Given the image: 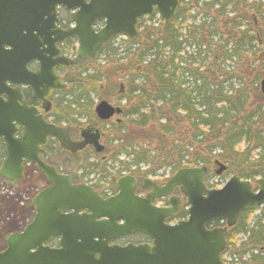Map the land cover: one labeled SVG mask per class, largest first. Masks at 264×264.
<instances>
[{
  "label": "trees",
  "instance_id": "obj_1",
  "mask_svg": "<svg viewBox=\"0 0 264 264\" xmlns=\"http://www.w3.org/2000/svg\"><path fill=\"white\" fill-rule=\"evenodd\" d=\"M155 16L142 19L138 38L108 42L102 60L79 57L75 41L65 42L76 57L66 77L65 121L93 116L97 100L120 101L121 120L104 126L114 145L108 160L120 165L114 178L187 165H207L211 173L216 162L227 166L223 175L264 176V0H181L169 22L151 23ZM99 159L82 157L79 180L111 176ZM258 208L244 210L229 229L230 264H264ZM240 234L245 239L236 243Z\"/></svg>",
  "mask_w": 264,
  "mask_h": 264
},
{
  "label": "water",
  "instance_id": "obj_2",
  "mask_svg": "<svg viewBox=\"0 0 264 264\" xmlns=\"http://www.w3.org/2000/svg\"><path fill=\"white\" fill-rule=\"evenodd\" d=\"M180 1L0 0V92L3 89L8 94L7 79L16 82L14 75H24L26 79L20 83L30 84L36 98L45 101L44 96L50 92L48 89L41 92L40 86L61 90L67 86L59 81L55 66L70 68L75 63L60 54L58 42L77 38L78 54L96 57L105 43L117 35L137 37L140 20L146 15L157 12L169 22L176 15ZM58 6L73 10L70 21L75 22L74 27L56 30ZM48 20L51 27L43 29ZM98 21H104L105 25L96 31ZM37 60L40 69L29 71L27 64ZM260 90L264 94V77ZM3 106L0 99V107ZM119 111L106 100L95 107L103 120ZM28 117L19 142L26 145L27 141H34V156L24 154L37 164L51 186L34 198L35 219L23 232L8 237L6 248L0 251V264H227L221 255L226 248L228 228L237 223L242 211L264 204V176L257 179V188L249 179L237 175L230 177L221 188H209L204 183L207 166L180 168L164 185L145 178L143 186L152 189L145 198L135 195L136 178L123 176L117 181L119 193L105 199L86 183L74 184L71 174L59 173L39 155L41 145L49 136H55L72 153L88 145L101 152L104 145L100 142V131L85 128L82 139L73 140L68 128L46 123L36 110L35 113L29 110ZM8 153L1 174L19 180L22 168L12 174L7 167L10 169L15 159L21 165L23 153L14 152L10 144ZM218 166L217 174L227 168L222 163ZM176 186H180L187 198L188 217L170 224L167 220L179 211L180 198L171 196L165 208L154 206L153 201L169 196ZM64 208L72 211L63 213ZM216 220L225 221V226L209 227ZM137 230L145 233L151 242L125 246L112 243L119 236ZM57 235L61 236V248L44 245Z\"/></svg>",
  "mask_w": 264,
  "mask_h": 264
},
{
  "label": "flooded vegetation",
  "instance_id": "obj_3",
  "mask_svg": "<svg viewBox=\"0 0 264 264\" xmlns=\"http://www.w3.org/2000/svg\"><path fill=\"white\" fill-rule=\"evenodd\" d=\"M72 14V10H68L62 6L57 7L56 13V30H64L69 27H73L75 23H71L70 15ZM44 19H48L47 16H43ZM142 19L140 20L141 24ZM104 25V22H97L95 24V28L98 31ZM51 23L50 21H46L43 25V29L50 28ZM140 35V30H138V36ZM137 36V38H138ZM54 37V36H53ZM40 40L42 39L39 38ZM117 39V37L113 38ZM112 39V40H113ZM132 40V39H131ZM68 40H62L58 42L57 49L60 51V54H65L66 48L64 47L65 42ZM72 41H76L73 40ZM59 54V55H60ZM76 61V58L74 59ZM27 69L31 72H36L40 69V61H32L27 64ZM69 68H66L60 64L55 66V72L59 78L61 83H67L66 77L69 73ZM28 78V77H27ZM24 75H14L13 82L10 79L6 80V87L5 90L8 94L3 93V89H1L0 99L3 101V107H0V251L6 248L7 239L9 236L21 233L25 229V227L31 223L36 216V206L34 204L35 196L42 191L43 189L51 186V183L47 181L45 174L42 173L38 168L37 164L31 162L28 155L34 156V141L32 140L31 143L27 141V144L24 145L23 142H19L24 136L25 133V121L29 119V110H32L42 116L44 121L48 124H53L56 126H62L69 129L70 136L73 140H80L82 139V128L84 125L81 122L82 119L86 122V126L91 129H98L100 131V141L105 145L103 152L107 148V132L104 128L109 127L111 123L119 122L121 120V115L123 112L122 105L118 100H111L108 101L113 107L119 108V112H115V114L109 118L108 120H103L99 118V116L95 112V106L101 100H97L94 105V114L93 116L89 117H82L75 115L76 122L68 123L65 121L66 117V99L67 94L66 90L68 87L66 86L65 89H53V88H43L40 86L41 92H46L47 89L50 92L44 99L45 101L36 98L35 90L30 86V84L20 83V81L25 80ZM33 81V79H31ZM61 83L58 84L61 85ZM119 97L120 93L117 94ZM40 97V96H39ZM123 102V101H122ZM121 102V103H122ZM22 111H21V110ZM26 114V117L24 116ZM32 114V113H31ZM19 121H23L24 124H20ZM81 123L80 125H77ZM9 144L14 152H21L23 153L20 157L22 163L20 165L19 159H15L12 163L10 169L7 167V171H10L12 174L18 171V168H22V178L19 180L11 179L7 176L1 174V169L4 167L5 161L9 157L8 147ZM32 148H29V147ZM102 152V153H103ZM26 153V154H24ZM102 153H99L95 150L93 145H88L84 149L77 151L76 153H72L60 145V142L55 136H49L48 140L45 144H42L40 147V158L54 166L59 172H71L73 174V182L79 183L76 181L78 176H76L75 172L78 167L81 166L82 157L86 156H101ZM65 154L69 156L65 157ZM94 159V158H92ZM68 162V166H65V163ZM69 167H73L70 171L67 170ZM66 168V169H65ZM42 178V181L36 182V175ZM131 174L136 178L135 184V195L138 197H146L148 193H150L151 189L145 188L143 186V179L146 176H137L132 172H126V174ZM157 182L163 184L161 180L155 178ZM91 187L94 188L96 191L102 195L104 198L112 197L119 193V189L117 186V182H107L104 184L102 183H92ZM26 187V194L23 193V187ZM36 187V192L34 188ZM31 188V189H30ZM8 192V193H5ZM9 192L15 193L14 196H11ZM173 195H177L181 197V205L178 213L175 216L170 217L167 221L168 223H173L174 221L186 218L182 216V208L185 202V198L179 192V187H176L173 190ZM26 195V196H25ZM168 201V197L165 199H158L156 200L157 207H165L166 202ZM72 210L70 209H62L63 213H70ZM85 212H88L85 210ZM82 213V212H81ZM12 216V217H11ZM100 220V219H98ZM118 223H124V220H118ZM61 236L57 235L50 239L48 242H45V246H49L54 249L61 248L60 246ZM141 242H150L148 236L141 232L135 231L130 234L121 235L118 238L112 240V243L125 246L130 243H141Z\"/></svg>",
  "mask_w": 264,
  "mask_h": 264
},
{
  "label": "rangeland",
  "instance_id": "obj_4",
  "mask_svg": "<svg viewBox=\"0 0 264 264\" xmlns=\"http://www.w3.org/2000/svg\"><path fill=\"white\" fill-rule=\"evenodd\" d=\"M199 8H195L194 10H193V13H197L199 10H198ZM160 17L158 16V15H156L155 17H154V19H153V21L151 22V23H156V25H158L159 24V22H160V19H159ZM141 30V29H140ZM121 39H126L124 36H120V37H118L117 39H115V46L116 45H118V43H119V41L121 40ZM76 49H77V43H76ZM65 53L66 54H68L69 55V57L71 58H74L73 57V50H66L65 51ZM102 59H104V54L102 55H100L99 56V60H102ZM69 71V73H71V72H73V70L71 71V70H68ZM259 91H260V87H259ZM83 124L82 125H84L85 124V126H86V122L84 121V119H82V121H81ZM107 144V148H106V150L102 153V155L101 156H99L100 157V159H99V162H105L106 160V162H107V171H109L110 173H111V176H110V178H107L106 177V179L104 178V179H102V180H99V178L100 177H102L103 175L102 174H99V172L98 173H91V174H88V175H85L84 177H83V180H87V181H89V182H92V183H102V184H104L105 185V183H107V182H114V181H116V179L117 178H114L113 177V175L116 173V171H118L117 170V167L118 166H120L118 163H113L112 164V162L110 161V160H108V157H110V155H112L113 153H114V145H110V144H108V143H106ZM67 156V159H69V156L67 155V154H65V157ZM255 157H257V156H255ZM120 159H126V161H129L127 158H124V156H120ZM90 161H92V159L90 160ZM68 162H66L65 163V166L67 167L68 166ZM70 165V164H69ZM66 169V168H65ZM71 169H73V167L71 168V167H69V169H67V170H71ZM219 169V166L216 164V166L213 168V172H209L208 171V173H207V175H206V183L208 184V186H210V187H214V188H220V187H222L226 182H227V180L233 175V174H226V175H223V173L225 172H223L222 174H216L215 172L217 171ZM78 170V171H77ZM81 168H77L76 169V172H77V174L78 175H80V173H81ZM172 174V172H171V169L170 168H162L161 170H159V172H158V178L157 179H159V180H165L166 179V177L167 176H169V175H171ZM36 175V182H39V181H42V178L39 176V174L37 173V174H35ZM253 182V184L255 185V186H257V183H256V180H253L252 181ZM26 187L27 186H24L23 187V193L24 194H26ZM31 189V188H30ZM34 191L36 192V187L34 188ZM5 193H8V192H5ZM9 193H11L10 195L11 196H14L15 195V193H12V192H9ZM26 196V195H25ZM261 210H264V205H262V206H260L256 211H255V213H254V215L256 216V215H259L260 213H261ZM12 217V216H11ZM245 239V235H243V234H240V235H238L236 238H235V242L236 243H239V242H241L242 240H244ZM231 251H234V249H232ZM225 259H227L228 261H231L232 259H234L233 258V256H231L230 255V253L229 252H227V253H224V256H223ZM239 258L237 257V259H236V261L238 260Z\"/></svg>",
  "mask_w": 264,
  "mask_h": 264
}]
</instances>
